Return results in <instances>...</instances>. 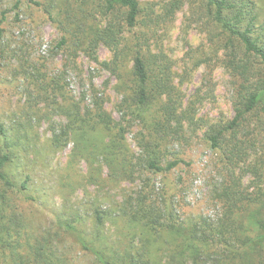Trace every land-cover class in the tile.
Masks as SVG:
<instances>
[{"label": "trees", "instance_id": "1", "mask_svg": "<svg viewBox=\"0 0 264 264\" xmlns=\"http://www.w3.org/2000/svg\"><path fill=\"white\" fill-rule=\"evenodd\" d=\"M53 2L58 10H53ZM205 2L206 15L224 35L222 61L234 78V116L210 125L205 133L206 142L219 158L221 177L212 182L209 197L219 205L220 212L214 217H184L178 213L179 205L160 199L153 181L155 175L172 171L180 162L188 164L172 155L170 149L181 140L185 115L176 96L169 92L170 80L164 76L162 60L152 52L151 35L137 28L143 26L150 31L165 25L180 2L174 0L164 5L162 12H156L155 8L141 7L139 0H98L96 8L103 21L92 23L74 4L51 0L50 9L44 4L43 10L60 29L56 47L83 50L98 61L97 48L105 45L113 58L101 62V66H112L115 71L123 70L127 58L131 60L130 76L125 80L127 91L119 104L120 120H114L105 109L102 94L90 87V104L84 108L76 105L74 117L61 132L67 135L80 123L92 129H115L123 138L130 120L137 116L133 107L145 105H150L156 116L155 132L149 133L150 138L144 133L137 137L141 154L126 169L142 174V187L124 198L113 213L103 212L100 204L96 206V229L90 235L78 225L82 216L77 214L37 231L27 222L14 193L22 194L27 189V179L16 183L4 171L11 156L6 146L0 154V264H75L62 245L65 234L75 237L96 264H264V139L260 132L264 123V22L258 23L254 0ZM14 8L19 9L18 2ZM18 15L17 11L16 18ZM150 72H154V80ZM155 95L159 97L157 104ZM0 135H5L1 125ZM58 140L56 136L54 142ZM120 149L110 148L105 155L98 147H87L84 154L92 159L101 156L120 172L126 167L125 160L120 163ZM247 174L250 183L244 185ZM97 178L90 174L89 181L98 184L101 181ZM177 181L183 183L184 177L180 174ZM105 216L118 225L113 240L105 235Z\"/></svg>", "mask_w": 264, "mask_h": 264}, {"label": "rangeland", "instance_id": "2", "mask_svg": "<svg viewBox=\"0 0 264 264\" xmlns=\"http://www.w3.org/2000/svg\"><path fill=\"white\" fill-rule=\"evenodd\" d=\"M50 1L0 0L4 27L0 45V125L5 130V135H0V154L8 146L11 156L4 171L16 183L27 179V189L22 194L16 190L14 193L27 222L36 231L77 214L82 216L78 225L90 235L96 229V206L100 204L103 212L113 213L124 198L142 187L141 173L132 174L126 169L141 154L137 137L144 133L150 138L149 133L155 132L156 116L150 105L134 106L137 116L130 120L123 138L115 129H92L80 123L69 135L61 132L74 117L76 105L84 108L90 104V87L102 94L105 109L114 120H120L119 104L127 91L125 80L130 76L131 60L127 58L123 70L115 71L112 66H101V62L113 58L105 45L97 48L98 61L83 50L56 47L60 29L43 10L44 4L50 9ZM61 1L82 9L92 23L103 21L96 8L98 0ZM172 1L139 0L141 7H152L156 12H162V7ZM178 1L179 8L165 25L150 31L143 26L137 28L151 35L152 52L162 60L164 76L170 80L169 92L176 96L179 110L185 115L181 140L170 149L172 155L188 164L180 162L172 171L155 175L153 181L160 199L179 205L180 215L214 217L220 209L210 200L209 191L212 182L221 177L220 164L205 133L210 125L234 116V78L222 61L224 35L206 15L205 0ZM254 1L258 23H263L264 0ZM17 2L19 9L15 10ZM53 3V10H58L57 3ZM150 76L154 80V72ZM153 97L157 104L158 96ZM261 127L264 139V123ZM87 147H98L105 155L110 148L120 147L119 160L121 165L125 160V170L116 172L109 160L85 155ZM90 174L101 182L89 181ZM180 174L183 183L177 181ZM250 177L244 176V185L250 183ZM103 227L105 235L115 239L118 225L112 217L105 216ZM62 245L75 264H96L75 237L65 234Z\"/></svg>", "mask_w": 264, "mask_h": 264}]
</instances>
